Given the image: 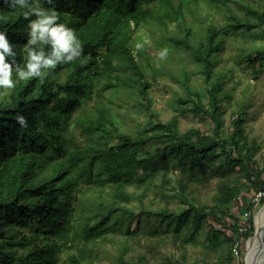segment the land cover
I'll return each mask as SVG.
<instances>
[{
	"label": "trees",
	"instance_id": "1",
	"mask_svg": "<svg viewBox=\"0 0 264 264\" xmlns=\"http://www.w3.org/2000/svg\"><path fill=\"white\" fill-rule=\"evenodd\" d=\"M231 1L238 4L244 15L232 7ZM201 3L212 5L217 12L226 9L224 24L216 26L210 22L195 29L196 20L205 24L211 21L206 20L209 16L201 17L198 13ZM42 6L54 9L60 16L58 23L75 30L83 52L68 64L46 70L43 81L32 78L18 82L14 89H0V264H61L59 253L73 244L79 253L70 255L63 264H85L89 257L88 245L108 233L107 218L119 212L116 204L132 214L126 206L131 201L129 188L143 189L139 196L142 198L155 186L162 170V178H166L165 171L171 161L189 170L188 179L192 182L193 173L216 168L220 156H225V168L239 167L251 181L250 186L241 183L223 187L222 198L214 207L199 206L183 195L188 206L173 215L180 221L191 220L196 228L210 222V229L214 230L211 220L225 225L223 208L231 204L241 189L264 190L263 171L255 165L254 154L245 158L241 154L234 155L233 147L239 146L237 136L238 131H242L244 111L232 120L230 136L223 135L219 102L227 94L215 69L229 34H244L253 39L264 36V11L255 3L238 0H54L53 4L44 2ZM0 12L8 16L6 21H0V29L7 30L15 46L13 51L18 52L17 61L23 67L28 21L23 19L21 10L12 11L2 3ZM187 14L195 15V21H187ZM148 25L162 29L164 39L172 40L168 45L181 46L190 52L199 66L206 83L204 90L191 89L190 76L184 72L179 81L188 93L181 96L179 102L183 114L202 113L210 119L212 133L195 127L181 133L177 118L166 122L154 119L149 99L151 83L145 65L151 60L149 45L139 48L136 42L138 31ZM156 42L161 47L163 37ZM246 56L253 65L264 64V47L257 46ZM63 76L64 82H60ZM213 77H216L214 81ZM94 84L100 86L95 103L75 115L83 105L82 99L91 98ZM121 88L138 91L150 112L151 118L141 130L143 133L123 132L114 118L113 108L104 93L113 89L117 92ZM204 98L210 101L212 109L204 106ZM17 115L26 118V126L16 120ZM153 138L160 145L151 151L147 145ZM236 152L241 151L236 148ZM139 170L143 171L142 176ZM107 184L113 202H100L95 215L99 217L97 220H92L94 215L83 213L84 222L76 225L77 192L81 186L104 189ZM248 204L252 210L256 206L251 201ZM104 209L107 212H101ZM219 212L223 215L219 216ZM162 214L169 213L162 211ZM233 221L230 226L236 230L242 221L237 217H233ZM212 233L209 239L213 244L221 242L220 235L229 241V257L234 246L239 252L238 240L227 237L223 231ZM123 264L134 263L125 261ZM165 264L184 263L171 258ZM193 264L210 263L201 260Z\"/></svg>",
	"mask_w": 264,
	"mask_h": 264
},
{
	"label": "rangeland",
	"instance_id": "2",
	"mask_svg": "<svg viewBox=\"0 0 264 264\" xmlns=\"http://www.w3.org/2000/svg\"><path fill=\"white\" fill-rule=\"evenodd\" d=\"M238 1L255 3L260 11H264V0ZM231 5L241 15H244V11L235 1H231ZM198 13L201 17L209 16L206 20L211 21L205 24L201 20L195 21V15L187 14V21H195V29L203 28L210 22L216 26H222L228 12L226 9L217 12L212 5L206 6L201 3ZM162 37L164 44L159 47L156 40ZM263 37L253 39L244 34H229L219 52V62L215 69L220 74L219 79L222 80L223 91L227 94L219 102L223 135L227 138L230 136L233 132L232 120L239 112L244 111L241 115L242 131H238L240 133L237 136L239 146L233 147L234 155L237 157L238 154H241L245 158L253 153L255 165L263 171L264 178V64L253 65L246 56L255 47H264ZM136 42L139 48L149 45L148 54L151 56V60L145 62V65L147 67L146 75L151 83L149 99L154 119L166 122L177 118L181 133L192 127L212 133L210 119L202 113L183 114V106L179 102V98L188 93L179 81L184 76V72L190 76L191 89L203 91L206 84L199 71V66L193 60L190 52L181 46L168 45L172 43V40L166 37L164 39V31L155 25L142 27L136 36ZM165 48L168 50L167 54L161 58L159 53ZM215 79L216 77H213L212 81ZM60 82H64V76ZM99 88L100 86L93 85L91 98L82 99L83 105L75 111V115L83 108L90 109L92 107ZM104 95L110 101L108 102L109 106L113 108L114 118L123 132L134 135L143 133L141 130L147 125L151 116L142 103L138 91L121 88L117 92L114 89L107 90ZM204 106L207 109H212L210 101L205 98ZM159 145L153 138L147 147L154 151ZM236 148L241 152L237 153ZM224 160L225 156H220L218 162L215 163L216 168L197 170L192 175V182H189L188 179L191 172L185 171L175 161H171L168 170L165 171L166 178H162V170L156 178L155 186L142 198L139 196L143 194V189L130 187L131 201L126 206L132 210V214H128L126 210L122 209L121 204H116L119 212L107 218L108 233L88 245L89 257L84 263L123 264V262L129 261L134 264H165L168 259L173 258L179 259L184 264H193L201 260L210 264L215 262L218 264H240L241 261L246 264L250 239L256 232V218L264 209V201L256 205L253 210L250 208L248 203L254 192L251 187L241 189L231 204L223 208L224 215L221 214L223 212L218 213L219 216L223 215L225 225L211 220L215 231L218 233L223 231L227 237L238 240L239 252L234 246L231 257H229L231 246L229 241L225 240L224 235H220L221 242L217 245L209 239L214 235L212 233L214 230L210 229V222L204 223L202 228H196L191 220L180 221L177 215H173V212L181 213L188 206L183 195L199 206L214 207L222 198L221 189L223 187L241 183L247 186L251 185L245 172L239 167L234 170H231L232 166L225 168ZM138 174L142 176L143 171L139 170ZM182 184H186L184 188ZM109 187V184L104 189L81 186L77 192L79 205L77 204V220L74 221L76 225L79 222H84L83 213L94 215L92 220H97L99 217H96V214L100 202L105 204L113 202ZM106 209L101 212H107ZM162 211H168L169 214L163 215ZM233 217L242 221L236 230L230 226L234 222ZM26 232L29 233L28 230ZM78 253V247L74 244L65 247L59 253L60 263L63 264L70 255Z\"/></svg>",
	"mask_w": 264,
	"mask_h": 264
},
{
	"label": "clouds",
	"instance_id": "3",
	"mask_svg": "<svg viewBox=\"0 0 264 264\" xmlns=\"http://www.w3.org/2000/svg\"><path fill=\"white\" fill-rule=\"evenodd\" d=\"M44 2L53 4L54 0H0L12 11L21 10L23 19L28 21L23 67L17 61L18 52L13 51L15 46L10 42L7 30L0 29V89H14L18 82L32 78L43 81L46 70L81 57L83 48L75 30L65 23H58L60 16L54 9L44 8ZM7 19L8 16L0 12V21ZM167 51L166 48L161 51L160 57H165ZM16 120L26 126L23 115H17Z\"/></svg>",
	"mask_w": 264,
	"mask_h": 264
},
{
	"label": "bare ground",
	"instance_id": "4",
	"mask_svg": "<svg viewBox=\"0 0 264 264\" xmlns=\"http://www.w3.org/2000/svg\"><path fill=\"white\" fill-rule=\"evenodd\" d=\"M256 225V232L250 239V243L248 246L246 264H264V249L261 242L262 239H264V209L257 215Z\"/></svg>",
	"mask_w": 264,
	"mask_h": 264
},
{
	"label": "built area",
	"instance_id": "5",
	"mask_svg": "<svg viewBox=\"0 0 264 264\" xmlns=\"http://www.w3.org/2000/svg\"><path fill=\"white\" fill-rule=\"evenodd\" d=\"M264 201V190H256L253 192L251 203L259 205ZM248 214V213H246Z\"/></svg>",
	"mask_w": 264,
	"mask_h": 264
},
{
	"label": "water",
	"instance_id": "6",
	"mask_svg": "<svg viewBox=\"0 0 264 264\" xmlns=\"http://www.w3.org/2000/svg\"><path fill=\"white\" fill-rule=\"evenodd\" d=\"M261 242H262V247H263V249H264V239H262Z\"/></svg>",
	"mask_w": 264,
	"mask_h": 264
}]
</instances>
